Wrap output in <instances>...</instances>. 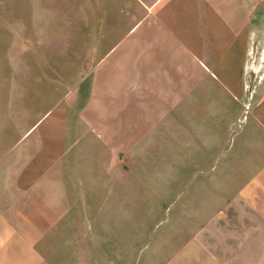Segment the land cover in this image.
<instances>
[{"label":"crops","instance_id":"1","mask_svg":"<svg viewBox=\"0 0 264 264\" xmlns=\"http://www.w3.org/2000/svg\"><path fill=\"white\" fill-rule=\"evenodd\" d=\"M8 1L46 30L55 19L51 0H0L1 31L20 29ZM78 1H58L61 41L48 43L78 48L67 69L86 45L69 40ZM111 24L110 73L85 91L77 82L69 98L53 68L29 73L30 99L45 80L40 112L0 98V264H94L85 225L101 223L124 224L112 264H264V0H112ZM118 157L141 187L139 215L112 221Z\"/></svg>","mask_w":264,"mask_h":264},{"label":"rangeland","instance_id":"2","mask_svg":"<svg viewBox=\"0 0 264 264\" xmlns=\"http://www.w3.org/2000/svg\"><path fill=\"white\" fill-rule=\"evenodd\" d=\"M58 1H49V3H52L51 12L54 14L55 19L48 26V30L44 26L45 15L38 14L36 17H29L27 11H23L24 6L20 2H5L6 8L11 6V8L22 9L19 16L20 29L18 31L0 30V57L10 58V61L0 62V98L5 95V103L28 105L34 102L37 104L38 111L51 105L48 104L50 99L48 95H45L43 88L45 80H42V83L36 80L38 85L36 101L34 100V94L31 95V99L29 98L28 87L30 80H32L29 77V73L44 75L55 71L53 68H56L58 71H64L69 74V86L67 83L63 85V89L68 86L67 95L69 98L78 91V88L74 85L75 83L80 82V89L83 91V84L85 85L88 81H91L94 75L97 76L101 73L102 77H104V75L107 76L110 73L109 68L112 67V48L110 47L112 45V24L111 33H105L104 28L107 27L108 29L110 21L112 22V0L78 1L79 7L84 14L79 16V31L70 32L69 40H83L86 45L79 48L80 56L77 55L82 59L81 63L72 69H67L66 64H61V57H76L78 48L69 47V53L62 51L61 53L58 43H55L57 46L53 47L48 44L52 42L51 40L61 41L59 20L61 15ZM71 2L72 0H70ZM48 56L50 57L49 60L52 61L54 59V62L58 63L56 67L45 63L44 58ZM12 59L15 60L12 61ZM18 59H20V62H15ZM18 72H20V76L17 75ZM35 75L37 76V74ZM4 76L6 77L4 78ZM62 98L60 100L57 99L56 102L65 103L67 99L62 100ZM81 99L83 98L81 97ZM39 112L36 113L37 116L40 114ZM112 153H114V148ZM128 168L129 164L123 157L112 159V221L114 219H123L126 215H139L134 210L135 203H130L129 200L138 197L137 192H139L141 187L138 182L132 183L137 177L130 176L127 172ZM145 178L150 181L144 184L145 186L142 188L147 190L145 196L151 205L156 199V182L154 181L156 176ZM149 210L151 214V211H155L156 208L150 207ZM85 226V230L88 233L85 239L86 246L92 243L95 244L93 248L95 250L93 252L94 264H112V232L119 230V227L123 230L124 224L101 223L98 226L93 224H86ZM99 229L101 232L109 233V239H100L99 242L96 237H93V234L97 233ZM99 243L101 246H99Z\"/></svg>","mask_w":264,"mask_h":264}]
</instances>
